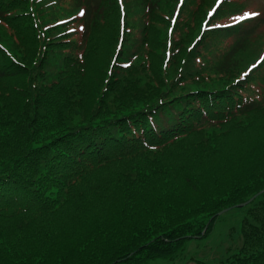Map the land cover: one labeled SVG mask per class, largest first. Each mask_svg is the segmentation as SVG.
Listing matches in <instances>:
<instances>
[{"label": "trees", "instance_id": "16d2710c", "mask_svg": "<svg viewBox=\"0 0 264 264\" xmlns=\"http://www.w3.org/2000/svg\"><path fill=\"white\" fill-rule=\"evenodd\" d=\"M215 2L0 0V264H264V12Z\"/></svg>", "mask_w": 264, "mask_h": 264}, {"label": "rangeland", "instance_id": "374dc122", "mask_svg": "<svg viewBox=\"0 0 264 264\" xmlns=\"http://www.w3.org/2000/svg\"><path fill=\"white\" fill-rule=\"evenodd\" d=\"M246 5H247V10H246L245 14L246 13H252V12L263 14V12H264V0H247ZM171 126H172V122L169 120H161V121H156L153 123V127L159 131L163 130V129H168ZM225 216H228L227 219L229 217H233V225L232 226H236L237 228L239 227V219L237 218L238 217L237 212H231ZM225 223H226V220L219 222V225H218L217 230H216L217 234L223 233ZM208 251L209 250H205L204 247L197 248L196 242H194L187 248V252H185V255L190 256V255H192L191 252H196L199 255V257H204V256H208V254H209ZM154 264H173V263H169L166 261H158Z\"/></svg>", "mask_w": 264, "mask_h": 264}, {"label": "water", "instance_id": "95a60500", "mask_svg": "<svg viewBox=\"0 0 264 264\" xmlns=\"http://www.w3.org/2000/svg\"><path fill=\"white\" fill-rule=\"evenodd\" d=\"M264 193V190H262L261 192H259L258 194H256L254 197H252L250 200H248V201H246L245 203H242V204H239V205H237V206H235L236 208H244V207H246L247 205H249L257 196H259V195H261V194H263ZM231 209L230 208H228V209H225V210H223V211H221V212H219L217 215L218 216H221V215H223V214H225L226 212H228V211H230ZM206 230V229H205Z\"/></svg>", "mask_w": 264, "mask_h": 264}, {"label": "snow or ice", "instance_id": "6c2138e0", "mask_svg": "<svg viewBox=\"0 0 264 264\" xmlns=\"http://www.w3.org/2000/svg\"><path fill=\"white\" fill-rule=\"evenodd\" d=\"M182 2H183V0H182ZM121 11H122V13H123V8L121 9ZM84 14H85V13H84L83 10H81L80 13H79L80 16H83ZM258 15H259V13H256V12L246 13L244 17H241V19H242V20H243V19H248V18L256 17V16H258ZM122 22H123V21H122ZM170 32H171V30H170ZM245 75H247V74H245Z\"/></svg>", "mask_w": 264, "mask_h": 264}]
</instances>
